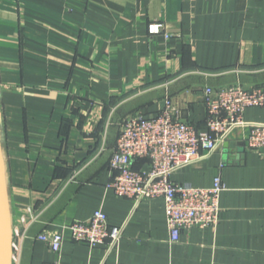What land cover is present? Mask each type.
<instances>
[{"label": "crops", "instance_id": "0c3cea01", "mask_svg": "<svg viewBox=\"0 0 264 264\" xmlns=\"http://www.w3.org/2000/svg\"><path fill=\"white\" fill-rule=\"evenodd\" d=\"M230 85L264 88V0H0L2 153L19 264H264V148L247 146L264 107L247 108L246 124L172 176L196 187L222 178L216 226L172 242L163 198L107 188L127 116H155L171 99L205 130L206 88ZM99 208L125 225L116 251L69 231L59 253L37 238Z\"/></svg>", "mask_w": 264, "mask_h": 264}, {"label": "built area", "instance_id": "2783aa9c", "mask_svg": "<svg viewBox=\"0 0 264 264\" xmlns=\"http://www.w3.org/2000/svg\"><path fill=\"white\" fill-rule=\"evenodd\" d=\"M162 31V24L150 25L151 34ZM204 103L208 113L205 130L181 119L171 99H166L155 116L146 117L141 112L127 116L109 160L112 180L107 188L115 194L135 201L164 199L172 242L179 241L183 231L193 227L216 226L220 220L221 194L226 189L219 176L209 187H196L174 181L173 174L212 154L235 127L246 124L243 113L247 108L264 107V88L207 87ZM247 146L252 150L264 148V123L251 125ZM140 158L148 160L146 169L134 168V161ZM124 226L110 225L107 214L99 208L87 220H73L37 238L59 253L64 234L69 231L75 242L92 248L108 242V250L112 252L120 248ZM13 247L18 249L19 245Z\"/></svg>", "mask_w": 264, "mask_h": 264}, {"label": "water", "instance_id": "95a60500", "mask_svg": "<svg viewBox=\"0 0 264 264\" xmlns=\"http://www.w3.org/2000/svg\"><path fill=\"white\" fill-rule=\"evenodd\" d=\"M11 216L6 188L5 166L0 141V264H11Z\"/></svg>", "mask_w": 264, "mask_h": 264}, {"label": "rangeland", "instance_id": "374dc122", "mask_svg": "<svg viewBox=\"0 0 264 264\" xmlns=\"http://www.w3.org/2000/svg\"><path fill=\"white\" fill-rule=\"evenodd\" d=\"M0 120H1V116H0ZM2 133H3V128H2V122L0 121V141H1V147H2V150H3V146H2ZM14 231L17 232V230H14ZM17 242L18 241L16 239V235L14 236V234L12 232L11 233V242H10V246H11V249H12L11 261H10L11 264H19V262H20V258H19V247H18V249H15L13 247V244H18Z\"/></svg>", "mask_w": 264, "mask_h": 264}]
</instances>
